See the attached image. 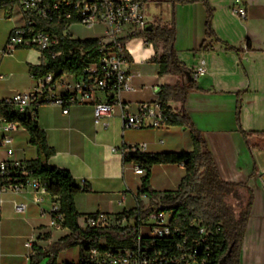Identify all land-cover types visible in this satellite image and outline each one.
<instances>
[{
    "label": "crops",
    "instance_id": "obj_1",
    "mask_svg": "<svg viewBox=\"0 0 264 264\" xmlns=\"http://www.w3.org/2000/svg\"><path fill=\"white\" fill-rule=\"evenodd\" d=\"M141 2L148 27L155 22L174 23V48L184 70L180 76L158 75V65L151 62L155 53L152 45L143 37L125 38L135 87V91L121 94L125 110L136 113L137 105L153 101L162 85L185 82L188 74L203 69L182 109L204 137L219 177L235 184L240 197H250L239 264H264V0H239L245 7V18L232 13L236 0ZM207 7L212 11L209 27ZM23 25V13L16 5L10 17L0 8V99L29 89L33 77L28 65L45 63L36 50H5L11 31ZM169 105L175 110L180 108L176 102ZM120 113V107L114 106L104 124H97L90 104L70 106L66 114L55 105L37 107L36 121L54 149L47 163L68 170L80 187L87 188L74 197L81 215H117L135 207L142 176L134 172L133 164L123 163L124 147L144 144L143 153L189 152L193 148L188 126L124 129ZM12 137L15 158H37L24 128L18 126ZM184 174L183 166L178 164L153 165L149 184L159 194L174 191ZM17 204L22 205L20 211L16 210ZM53 206L58 203L47 192L26 188L2 193L0 264H30L31 249L25 247L26 240H33L32 247L46 249L69 234L63 226H52ZM78 223L82 224V217ZM61 252L56 264H67L58 263Z\"/></svg>",
    "mask_w": 264,
    "mask_h": 264
},
{
    "label": "built area",
    "instance_id": "obj_2",
    "mask_svg": "<svg viewBox=\"0 0 264 264\" xmlns=\"http://www.w3.org/2000/svg\"><path fill=\"white\" fill-rule=\"evenodd\" d=\"M16 6L23 13L24 25L14 28L7 39L6 51L17 46L35 49L40 54L50 53L52 57L58 39L36 29V21H50L57 16L70 19L73 15L78 23L64 24L62 33L70 39L69 27L80 24L86 28H102L97 39V60L84 67L81 74H65L58 78L46 73L33 78V85L7 98L0 99V105L10 106L19 113L35 116L37 107L50 104L59 107L63 114L70 106L90 104L93 108L95 123H103L111 116L114 106L121 109L120 119L124 129H148L166 126L167 112L157 97L150 102L137 105L136 113L127 112L121 100L122 93L135 91L130 62L124 48L127 37H143L148 28L145 7L141 0H17ZM61 8L68 12L60 11ZM232 13L245 18V7L236 0ZM144 38V37H143ZM145 39V38H144ZM146 41V40H145ZM43 61L46 62L44 57ZM204 73L197 68L190 74L195 81ZM18 124L7 120L0 112V197L5 191L21 192L30 188L35 192H46L39 180L27 174L26 162L14 157L12 133ZM144 144H131L122 149L124 152L141 151ZM111 151L115 152L114 148ZM134 172L143 176L145 171L134 166ZM264 187V183H263ZM146 200L145 196H140ZM21 204L16 205L20 211ZM51 208L52 226L62 227V216L54 214ZM172 212L154 205L143 217L138 219L136 234L131 241L120 247L107 246L94 248L88 252L87 259L92 264H217L214 253L217 248L215 235L217 227L210 228L198 220H192L185 227L172 223ZM131 218L125 215L92 213L82 218V227L124 228ZM31 249L33 240L24 242Z\"/></svg>",
    "mask_w": 264,
    "mask_h": 264
},
{
    "label": "trees",
    "instance_id": "obj_3",
    "mask_svg": "<svg viewBox=\"0 0 264 264\" xmlns=\"http://www.w3.org/2000/svg\"><path fill=\"white\" fill-rule=\"evenodd\" d=\"M175 2L177 0H168ZM17 0H0V8L5 16L10 17ZM60 11L68 12L61 8ZM212 11L207 7V27H209ZM78 23L73 15L70 19L57 16L50 21H36V29L54 34L57 45L52 49L58 53L52 57L50 53L42 52L41 57L46 60L39 65H28L29 74L38 78L46 73H53L55 78L65 74H81L84 67L97 60V39L83 40L70 39L62 33L64 24ZM146 42L151 44L155 53L151 62L158 65V75H176L183 73V68L177 58L174 40V23H152L144 33ZM158 46L161 47L160 52ZM17 46L15 49H26ZM127 59L131 58L126 52ZM195 89L190 74L185 82L175 85H162L158 91V99L165 106L167 112L166 125L188 126L193 148L189 152H158L143 153L141 151L124 152L123 163H131L145 171L141 178V185L136 195L134 208L123 211L117 215L131 218L129 226L124 228H96L82 227L79 218L90 215H81L74 205V197L87 190L80 187L68 170L51 166L47 159L54 154V149L46 142L45 132L36 121L35 116L29 113H19L10 106L1 104L0 112L9 121H13L24 128L29 136V144L37 150V158L26 162L27 174L40 181L45 191L53 197L58 206L54 214L62 216V226L69 230V234L51 243L46 249L33 246L34 255L30 256V264H39L45 257V264H56V256L60 251L77 246L78 261L67 264H92L87 259L88 252L94 248H103L101 241L114 248L128 244L136 234L138 219L145 216L154 205H161L163 210L172 212V223L185 227L188 222L198 220L207 227H217L215 241L218 244L214 253L217 264H239V250L245 232L250 212V197H240L235 184L224 182L217 172L211 151L202 136L190 123L182 106L186 95ZM169 102L180 104L179 110L173 109ZM238 115V108H237ZM157 164H178L183 166L185 174L174 191L159 194L151 189L149 184V171L151 166ZM145 196L146 200L140 198ZM236 200L233 205L229 198ZM229 251V253H228Z\"/></svg>",
    "mask_w": 264,
    "mask_h": 264
},
{
    "label": "rangeland",
    "instance_id": "obj_4",
    "mask_svg": "<svg viewBox=\"0 0 264 264\" xmlns=\"http://www.w3.org/2000/svg\"><path fill=\"white\" fill-rule=\"evenodd\" d=\"M69 33L72 39L83 40L86 38H98L102 35V28H86L80 24H74L69 27ZM31 53H36L35 49H29ZM233 205H236L237 202L233 198H229ZM101 244H105L104 241H101ZM78 247L73 246L68 249H65L57 257L58 263H76L78 260ZM48 260V257H45L39 264H45Z\"/></svg>",
    "mask_w": 264,
    "mask_h": 264
},
{
    "label": "water",
    "instance_id": "obj_5",
    "mask_svg": "<svg viewBox=\"0 0 264 264\" xmlns=\"http://www.w3.org/2000/svg\"><path fill=\"white\" fill-rule=\"evenodd\" d=\"M228 253H229V251H228Z\"/></svg>",
    "mask_w": 264,
    "mask_h": 264
}]
</instances>
